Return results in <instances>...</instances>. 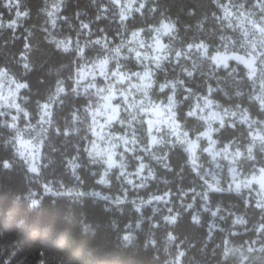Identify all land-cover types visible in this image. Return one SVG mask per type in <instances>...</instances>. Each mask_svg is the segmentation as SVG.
<instances>
[{
    "label": "trees",
    "instance_id": "16d2710c",
    "mask_svg": "<svg viewBox=\"0 0 264 264\" xmlns=\"http://www.w3.org/2000/svg\"><path fill=\"white\" fill-rule=\"evenodd\" d=\"M19 6L22 11L29 12V16L21 18L15 31L12 28H5L0 33V66H11L12 71L17 74L15 77L29 84L28 89L20 90V102L31 120L34 122L38 119L39 106L55 93L58 81L63 82L66 89L65 93L61 94L64 103L53 105L52 123L48 124L43 134L38 175H32L24 161L17 156L9 130L0 120V162L19 160L24 164L23 168L15 167L12 171L0 166V218L7 214L14 202L21 206L13 211L22 212L24 207L30 204L31 192L35 191L41 205L46 206L56 201L61 219L72 228L74 238L72 246L53 252H48L41 246L35 253L36 264H158L154 258L160 257L162 251H143L146 237L135 229V222L140 214L134 211L132 202L153 195H162L165 192L168 193L165 204L172 209L171 213L166 207L162 208L160 203L155 208L159 210L155 215L153 204L143 205L142 213L145 218L152 216L153 220H159L161 215L180 212L184 220L180 239L187 238L194 249L203 247L205 241L209 249L215 248L217 244L223 246L225 240H230L234 244L247 242L248 245L256 240L254 247L257 249L264 245V233L257 232L259 224L264 223V212L256 207L257 202L253 196L247 195L245 191L235 190L210 192L208 200L195 195V188L201 182L202 168L211 165L207 152L201 150L204 140H201L198 151L201 168L193 170L185 147L178 143H163L153 146L151 153L146 152L144 147L148 140L146 133L142 131L140 139L144 147L136 151V154H140L142 160L152 169L154 178L150 177L143 187H130L113 172L109 176L110 186L98 183L103 163L97 160L93 162L86 149L91 134L84 103L86 100L94 102L97 98L86 96L85 92L77 94L71 91L75 88V74L80 62L76 49L72 48L67 54L60 53L54 44H49L45 39L47 32L44 29L47 24L44 23V15L39 12V9L44 7L43 0H20ZM153 6L157 7L155 13L149 15L146 8L141 17L139 13L133 11L132 17L121 22L118 8L110 3V0H96L95 4L92 0H67V5L62 7L59 14L67 17V21H58L59 26L54 33L57 36L77 37L84 41V45H89V41L102 37L107 38L110 45H115L133 30L148 31L151 26L163 20H171L176 22V36L179 37L165 38L170 46L171 57H174L176 51L188 53V44L201 41L208 44L212 52L217 49H239L231 42V38L236 34L224 23L222 8L218 6L217 0H155V4L148 5ZM189 9H192L193 15H188ZM0 13H2L0 17L4 16L6 19L13 17V14L1 5ZM97 16H100V19H97ZM82 22L88 24L89 28L82 29ZM29 32L32 33L31 36ZM222 37L225 39L222 40ZM25 43L30 47L37 46L33 52L27 53L29 61L35 66L32 72L21 76L22 64L16 65L14 61L23 60L20 54L26 52ZM225 44L227 48L224 47ZM96 51L95 45L85 47V57L93 56ZM192 65H196L194 75L187 78L181 71V66L191 69ZM177 77L185 79L187 81L185 88L191 87L196 93L190 100H185L188 96L185 88L178 87L176 90L177 100L183 101L179 104L178 116H182L180 122L191 136L203 130L204 122L198 117L187 116L189 106L194 96L208 94L209 85L216 89L210 98L219 106L235 108L234 105L239 104L242 109H248L252 118L259 121L264 119L258 101L249 98L256 95L257 86L248 77L246 67L240 62L232 59L228 68H215L210 60L201 57L197 52H191L189 56L164 61L163 70H157L155 75L158 83ZM235 91H241L243 96L233 95ZM150 94L154 99L165 100V96L158 90ZM73 113L79 116V120L72 119ZM232 122L236 124L235 128L226 127L219 133H214V137L220 145L237 141L244 149L250 140V127L235 118ZM57 129L62 131L58 132ZM63 131H67L68 134H62ZM259 149L260 145L253 150L254 160L241 157L239 165L243 171L250 172L256 167H264V153ZM50 154L62 161L59 167L44 168L47 163L46 157ZM153 155L166 159L157 160ZM69 161L80 166L76 169L80 180H76L72 175ZM129 161L130 168H134L136 165L134 159L131 157ZM165 164L169 167L165 168ZM41 173L45 174L42 181L38 179ZM43 183L64 192L60 196H53L51 192L43 191ZM219 186L228 188L223 177ZM89 190H99L112 197L126 196L127 200L123 205H116L113 203L114 200L87 195ZM82 193L84 195H81ZM180 199L183 202H180ZM189 203L192 205L191 208L187 207ZM213 212H216L215 216L212 215ZM194 214L200 216L199 226L191 222ZM238 217H243L247 223L234 224L233 221ZM128 225L131 227H127ZM143 227L147 230V219ZM128 232H133L137 236V241L126 249L121 244V237ZM36 242L39 243L38 240ZM183 247L181 245V249ZM259 254L264 256V252Z\"/></svg>",
    "mask_w": 264,
    "mask_h": 264
},
{
    "label": "snow or ice",
    "instance_id": "6c2138e0",
    "mask_svg": "<svg viewBox=\"0 0 264 264\" xmlns=\"http://www.w3.org/2000/svg\"><path fill=\"white\" fill-rule=\"evenodd\" d=\"M59 0H57V3ZM218 6L223 9L225 17H231L238 13V18L241 20V24L244 21H247L248 24L251 25L253 30V36L258 35L260 37L259 46L256 43L249 42L251 44V51L247 53V58L242 57L240 55H225L217 51L215 54H212V50L209 45L204 43L203 41L199 43H191L187 45L189 50L188 53L184 51H176L174 53V57L169 56V45L161 42V35L171 36V34L175 30V25L171 22H161L160 26L153 29L156 33L154 37L153 43L151 45H147L148 49H151V54L146 51H140V49H145V43L140 39V32H132V39L127 41H122L120 44L115 47H110V42L107 38L102 37L96 39L95 41H89V45L98 46V59L93 61V64L88 67V71L84 69H78V79L76 83L79 85L82 80H84L88 75L93 77V81L86 85L85 95L89 97H96L95 102L92 100H86L85 103V113L86 115H91L92 117V125H89V130L94 133V135L103 139L104 137L101 135L104 128L110 127L114 123H119L124 125L125 127L121 128L120 131L122 135L119 137H114V134H109L110 137L118 140L123 143L125 149L130 152H134L135 148L130 147L129 145H138L141 143V132H145L149 137L147 144H145L144 150L146 152H152V146L160 145L165 143L164 136L171 135L176 137L175 143L180 145H186L184 149L189 153L191 162L194 166H196L197 155L196 151L200 148V140L206 139L208 141V146L202 148L203 152H208L212 155L213 159L217 156L223 155L225 159L228 158L231 149V141L228 144L224 145L220 148L219 151L216 150L217 140L213 138V133H219L222 129L226 127L235 128L236 124L234 122H227L224 117L231 116L236 117L239 113V122L240 123H249V115L248 109L241 108L239 104H235V108L237 111H230L229 109H224L223 114L217 112L213 109L215 101L211 99V95L216 91L210 85L207 86V95L199 96L197 102L194 105H190V110L187 112L188 117H197L198 112L203 113L205 109L211 110L208 115L200 116L199 119L204 122L206 125V129L204 131H197L196 139H191L189 136V132L183 131V126L180 123V119L182 116H178V107L179 104L183 103V101L177 100V88H185L186 80L180 79L179 77L175 79H165L163 83H158L155 79L156 71L163 70V62L169 60L170 58H180L182 56H189L191 50L195 49L197 53L212 62V65L215 68H228L229 60L234 59L239 61L241 64H244L247 69V75L250 79L257 76V72L260 73V83L261 90L260 93L254 96L249 97L251 100L258 101L259 108L262 113H264V67H257V62L259 65H264V51H257L258 47L264 48V0H257V3L260 5V16L258 19H254L251 16V13L248 9L245 8L244 3H236L235 0H229L228 4L220 3V0H217ZM112 4L115 6H120L124 8L125 5H135L136 0H112ZM20 5V0H8V7H16L18 8ZM231 5V7L229 6ZM56 8V4L52 5V9L49 10V13L54 18V10ZM232 8H235L236 12L232 11ZM254 9V7H253ZM243 10V11H242ZM24 12L17 11V17L23 15ZM99 18V17H97ZM127 20V11L121 12V21ZM82 29H88L89 25L86 23H81ZM142 31V30H141ZM245 36L248 35V32L245 31ZM222 40L225 38H221ZM84 46H76V54L80 57L85 56V47ZM136 45V46H134ZM58 46L71 47L73 48V43L70 41H65L63 45L58 44ZM227 48V44L224 45ZM126 49L127 53H132L135 56V59L138 63L143 64V71H132L130 68H127L125 64L121 63L120 56L123 55V51ZM111 61H115V63H111ZM146 61H150L152 66H149ZM196 65H192V68H187L181 66V71L184 73L185 77L191 78L194 75V70ZM96 69H99L97 72ZM2 75V73H0ZM99 75L103 77L102 86H98V83L95 80V77ZM27 85L25 83L16 82L15 88L10 91V96L15 97L19 94L20 89L26 88ZM92 90V91H88ZM155 90H158L160 94L165 96L166 103L161 101L157 103L156 100L152 98L150 93H154ZM66 89L63 82L58 81L55 93L49 96L48 102L41 104V116L40 120L44 123H52L53 117V105L56 103H64L61 99V94L65 93ZM72 92L77 93V89H71ZM185 91L188 93V96L185 97V100H190L194 93L193 88L187 87ZM233 95L240 97L243 96L241 91H235ZM139 97V98H138ZM0 99L8 100V97H0ZM202 102V103H201ZM10 106L14 107L18 110V113L23 114L24 117L28 116L29 113L22 107L19 103L10 102ZM126 113L127 115H123ZM151 114L153 118L148 119L147 121L141 120L140 123L143 125L147 124V128H137L136 123L138 121V116ZM4 113L0 112V116H3ZM98 116H102L105 118L104 124H99L97 120ZM18 116H12L11 122L3 121L4 126L13 129L16 132V136L13 137V140H17L22 145H30V141H25L22 139V134L20 130L17 128V119ZM73 120H79V116L76 113L72 115ZM213 122H218V127H213ZM252 123H255L254 121ZM259 123L264 125V119L260 120ZM95 125V127L93 126ZM160 125H164L168 129H170V133H165L164 129L160 127ZM31 126V125H30ZM99 127L100 131H96V128ZM251 128V123L249 124ZM74 130V129H73ZM58 132H61V129H57ZM160 134L159 138L157 135H154L153 132ZM264 128H261L259 132H256L252 135L251 142L249 143L246 152L247 159L254 160L255 156L253 155V149L256 147L257 143L260 145V152L264 153ZM62 134L67 135V131H63ZM168 143H173L172 141H167ZM11 143V141H8ZM96 145L93 143V149H95ZM112 147L115 148L116 144L113 143ZM19 151V150H18ZM23 154V152H21ZM89 155H92V151H89ZM99 155V153H97ZM233 160L236 158H240L245 156L244 152H241L237 149L235 152L231 153ZM154 159L162 160L166 159V157H156L153 155ZM142 159V158H140ZM95 162V160H93ZM108 167L111 169L115 165V161L112 159L111 153L108 158ZM0 166L6 167V162H0ZM121 168H124L123 164H120ZM165 168L169 166L167 164L164 165ZM146 165L144 163H140L137 168V175H140L144 172ZM32 171H38L35 168L34 164L31 166ZM259 177H253V179H258L261 189H264V167L259 169ZM107 173H105V176ZM121 176H124L125 173L121 172ZM148 176L154 178V173L149 169ZM202 180L203 177H200ZM104 182V179L101 180ZM128 183H132L131 180ZM207 185L205 192L203 193V198L205 200L209 199L210 192H224V191H233L240 189L241 185L236 183L235 189H233L230 184L228 188H223L218 186L215 183H209L207 180L204 181ZM144 184L141 183L139 187H143ZM251 181L244 184V187L250 188ZM46 191H51L45 186ZM168 196V193L165 192L163 196H154L153 200H163ZM33 203L36 204L38 201L33 200ZM256 207L264 212V202L257 201ZM219 211V209H217ZM196 219V218H194ZM236 222H243L240 217L236 219ZM261 233H264V223H260L257 228Z\"/></svg>",
    "mask_w": 264,
    "mask_h": 264
},
{
    "label": "clouds",
    "instance_id": "9594fccd",
    "mask_svg": "<svg viewBox=\"0 0 264 264\" xmlns=\"http://www.w3.org/2000/svg\"><path fill=\"white\" fill-rule=\"evenodd\" d=\"M93 4L96 3V0H92ZM56 4L54 10V18L50 15L49 10L52 9V5ZM112 3V0H110ZM138 3V6H136ZM152 3L155 4V0H136L135 5H125L124 8L116 6L119 9L118 15L121 21V12L127 11V19L133 16V11L139 13L141 17L144 15L146 8L149 15L157 11V7H148ZM44 7L39 9L40 14H43L45 17L44 23L50 24L52 29L58 28V21H67V17L59 15L61 13L62 7L67 5V0H43ZM5 6L8 7V0H5ZM255 11L249 10L252 17H256L257 13H260V5L257 3V0H253L252 9ZM103 14V13H101ZM114 16L116 13L113 14ZM188 15H193L192 9H189ZM29 12L25 11L20 17L27 18ZM260 16V15H259ZM99 17V18H97ZM97 19H100V16H97ZM239 19V18H237ZM122 22V21H121ZM175 25V30L171 34L175 39H179L176 36L177 26L175 21H169ZM17 22L13 20L7 24L0 23V28H12L15 31ZM69 27L71 23L69 22ZM44 31L47 32L45 39L49 44H54L55 48L59 50L60 53H70L72 51L71 47L58 46V44L63 45L65 41H73L67 37L63 39H57L53 33L45 28ZM32 33L29 32V36ZM79 46V45H77ZM34 48L37 46L30 47L29 44H24V49L26 52H22L20 55L23 57V60H16L14 63L16 65L22 64L21 76H26L28 73L33 71L34 63L29 61L27 53L33 52ZM0 87L5 90L11 88L15 85L17 79L14 78L17 74L12 71L11 66L3 67L0 66ZM26 88H29V84ZM21 160L24 161V164H27L28 171L31 173H39L40 170L34 163H28L30 160L29 156H26L24 153L19 152ZM39 157H37L38 159ZM47 163L44 165L45 169H48L51 166L53 169L59 167L62 161H59L55 156L48 155L46 157ZM7 166L3 169L9 171L14 170L15 167L23 168L24 164H21L19 160H14L9 162L4 160ZM35 166L38 171H32L31 166ZM71 164V172L76 180H80V176L76 173V169L80 167L78 164ZM45 178V174L41 173L38 176V179L42 181ZM104 179V182L101 180ZM100 184L105 186H110V181L102 177L99 181ZM63 185H61V188ZM53 196H60L63 193L60 191H54L51 187ZM240 189L236 190L239 192ZM81 195H84L83 193ZM87 195L100 196L99 192H89ZM101 199L110 200L109 196H102ZM30 204L24 207L22 212L16 213L13 211L18 205L14 202L12 208L3 214L0 218V264H36L37 257L35 255L39 247L43 246L46 251L53 252L62 248H70L74 242L72 236V228L65 224L60 217L59 206L56 201H52L51 204L41 205V200L34 199L29 196ZM33 200L38 201L34 204ZM127 200V197L118 198L113 201L116 205H123ZM151 200H140L139 202L133 201V209L136 213L140 214L139 219L135 222V229L143 233L146 237V240L143 244V251H162L160 257H155L154 259L158 264H264V256H261L259 253L264 252V245H261L259 249L255 248L256 240L252 241L251 245H248L247 242L244 244H234L230 240H225L223 246L217 244L215 248L209 249L208 244L205 241L203 247L193 248V245L188 241L187 238L180 239L182 235V225L184 220L180 212H176L171 215H161L159 220H153L152 216L145 218L141 209L143 205L151 204ZM191 208L192 205L187 206ZM187 209H185L186 211ZM123 211V209H121ZM158 209H153V215L158 212ZM168 212L171 213L172 209L169 208ZM213 216L216 215V212L212 213ZM196 218V219H194ZM243 222L238 223L236 220L233 221L236 225H244L247 223L243 217H240ZM147 219V230L143 227L145 220ZM192 224L199 226L201 223L199 215H192L191 217ZM127 227H131L128 225ZM257 232L260 231L257 229ZM211 234H209L210 237ZM39 241L37 243L36 241ZM137 241V236L133 232H128L121 237V244L124 248L128 249ZM183 245V249H181ZM151 246V248L149 247ZM166 254V258H164Z\"/></svg>",
    "mask_w": 264,
    "mask_h": 264
},
{
    "label": "rangeland",
    "instance_id": "374dc122",
    "mask_svg": "<svg viewBox=\"0 0 264 264\" xmlns=\"http://www.w3.org/2000/svg\"><path fill=\"white\" fill-rule=\"evenodd\" d=\"M235 2L236 3H244L246 9L255 11V9H252L253 0H235ZM228 3H229V0H222V4H228ZM0 5L4 6L8 12H11L13 14V17L11 19H6L4 16L0 17V23L7 24L13 20H16L17 24H19L22 17H17L16 13H17V11L24 12L20 9V6L18 8L6 7L5 6V0H0ZM136 6H138V3ZM229 6L231 7V5H229ZM232 11L235 13L236 12L235 8H232ZM118 12H119V9H118ZM1 15H2V13H0V16ZM238 15L239 14L236 13L235 15H233L231 17H225L223 9H222V19H223L224 23L227 24L230 28H232V30L236 34L235 37L231 38V42H234L238 46L239 49L238 50L217 49V50L213 51L212 54H215L217 51H219L221 53H224L225 55H229V56L240 55L242 57L247 58V53L252 50L251 44L249 42L251 41L252 43H256L259 46L260 37L258 35H256L254 37L251 25L248 24L247 21H244V23L241 24V20L237 19ZM259 15H260V13H257L256 17H253V18L258 19ZM168 21H170V20H163V22H168ZM160 23L155 25V26H151L148 31H143L142 29L133 30L125 38H123L118 44H120L122 41L131 40L132 39V32L139 31L140 32V39L143 40V42L145 43V46H146L145 49H140V51L143 52V51L147 50L149 52V54H151V49H148L147 45H151L153 43L154 37L156 36V33L153 31V29L159 27ZM45 28L49 29L53 33V35H55V33H54L55 29H52L50 24H47L45 26ZM4 29L5 28H0V33ZM245 31L248 32L247 36L244 35ZM55 36L57 37V39H63L65 37L71 39L73 41V48L74 49H76L77 45L84 46V43H83L84 41L82 42L77 37L75 38V37H71L68 35H63V36L55 35ZM168 37L169 36L161 35V37H160L161 42L168 44L166 42V39H165ZM196 43H199V42H196ZM118 44L110 45V47H115ZM134 46H136V45H134ZM95 49L97 50L96 54L94 53V55L91 57H85V56L80 57L78 55L80 62H79V65L76 69V74H75V89H77V92H85L86 85L93 81V77L91 75H88L84 80H82L80 82L79 85L76 83V80L78 79V69H84L85 71H88V67H86V65L91 66L93 64V61L98 59V51H99L98 46H95ZM122 51L124 54L120 56L121 63L125 64L126 67L130 68L132 71H143L144 65L140 64L136 61L134 54L127 53L126 49H124ZM257 51L258 52L264 51V48L258 47ZM191 52H197V51L195 49H193V50H191ZM169 56L171 57L170 51H169ZM230 60H232V59H230ZM235 61H237V60H235ZM237 62H239V61H237ZM111 63H115V61H111ZM146 63H148L149 66H152L150 61H146ZM257 67L258 68L264 67V65H259V63L257 62ZM246 70L248 72L247 67H246ZM96 71L98 72L99 69H96ZM14 78H16V77H14ZM16 79H17V82H19V83H25L24 81H21L18 78H16ZM95 80L98 83V86H102L103 77L97 75L95 77ZM252 80L257 86V93H256V95H257L260 93V90H261L259 71L257 72V76L252 78ZM14 88H15V85L11 86V88H9L7 90L0 87V97H8V100L0 99V112L4 113L3 116H0V120L2 123H3V121L11 122L12 116H18L19 117L17 119L16 123H17V128L20 130V133L22 134V139L25 141H30L31 143H30V145H22L17 140H13V137L16 136V132L13 129L7 127L9 130L8 133L10 136V140L12 141L13 146H14L15 153L17 154L18 157H20L19 152H23L26 156H29L30 160L28 161V163H34L38 167V169L40 170V145H41V141L43 138L44 131L46 130L49 123H44L43 121L40 120L41 110L39 111L38 119L33 122L29 115L24 117L23 114L18 113V110L16 108L11 107L10 102L19 103L22 106V104L20 102V90L21 89L19 90V94L17 96H15L14 98L10 96V91ZM88 91H92V90H88ZM198 98H199V96H194L191 105H194L197 102ZM154 100H156L157 103H160L161 101H164L166 103V100H161V99H159V100L154 99ZM45 102H48V101H45ZM45 102H42L41 104H43ZM213 109L217 112H220L221 114H223L224 109H229L230 111H237L236 108L222 107L216 103L214 104ZM210 111L211 110H209V109H205V111L203 113L198 112L197 117L199 118L200 116H206L209 114ZM247 114L249 115V113H247ZM123 115L126 116L127 114L124 113ZM150 118H153L151 116V114H148V115L142 114L141 116H138V121L136 123V127L137 128L142 127L144 129H146L147 124L144 123L142 125L140 123V121L141 120L147 121ZM234 118L239 120V113L236 117H231V116H225L224 117V119L229 123H232ZM249 118H250L249 123H246V124L249 126V124L251 123L250 140L248 143H246L244 149H242L239 146L237 141H231L230 154H229L227 159H225L223 155L217 156V157H215V159H213L212 155L207 152L209 159H210V162H211V165L202 168V172H200V175H201L200 177H203L204 179L202 180L200 178L201 182H199L195 188V195L197 194L201 199H204L203 193L205 192V190L207 188V185L204 183V181L207 180L209 183H215L219 186L220 181H221V177H223V179H225L227 182V187L231 184L233 189H235L236 183H239L241 185L240 191H245L247 195L253 196L254 199L256 200V202L257 201L264 202V189H261V186H260L258 179H253V177H257V178L259 177V175H260L259 169L262 167H256L250 172H245L240 168V165H239L241 157L236 158L234 161L233 157L231 155L232 152H235L237 149H239L241 152L245 153L244 157H247L246 149H247L249 143L251 142L252 135H254L256 132H259L261 128H264V125H261L259 123V120L252 118L250 115H249ZM97 120L99 121V124L103 125L105 118L102 116H98ZM253 121L255 123H252ZM92 123H93L92 117H91V115H88V124L92 125ZM93 126L95 127V125H93ZM123 127H125V126L121 125L119 123H114L110 127L104 128L103 132H101V135L104 137L103 139L94 135V133L89 130L91 135H90L86 149H87L88 154H89L90 150L92 151V155H89V156L91 158H93V160H97V161H100L101 163H103V167H102V171H101L99 180L102 177L109 180L110 179L109 176L111 175V173L114 172L120 180L124 181L130 187H135V186H139L141 183L145 184L147 182V180L150 178V176H148V171H149V169L152 171V169L147 165L146 162H144L142 159H140V158H142L140 154H136V151H139L142 147H144V146H142L141 143L138 145H129L130 147L135 148L134 152H130V151H127L125 149V146L123 145V143H121L118 140L114 139L113 137L109 136V134L111 133V134H114V137H119L120 135H122L120 129ZM160 127L164 129L165 133H170V129H168L164 125H160ZM213 127H218V122H213ZM205 129H206V125H204V128L202 131H204ZM96 131H100V128L97 127ZM183 131H187V130L183 127ZM153 134L157 135V137L159 138L160 134L155 133V131L153 132ZM261 134H264V133H261ZM189 136L191 139H196L197 134H195L194 136H191L189 134ZM213 138L216 139L214 137V133H213ZM148 139H149V137L147 136V140ZM164 139H165V143H168L167 141H172L173 143L176 141V137L171 136L170 134L165 135ZM201 140H204L203 148L207 147L208 141L206 139H201ZM201 140H200V142H201ZM93 143H95V145H96L95 149H93ZM113 143L116 144L115 148L112 147ZM228 143L229 142H226L223 145H220L217 141L216 150L219 151L220 148H222L224 145H226ZM183 146L186 148V145H183ZM258 146H259V143H257L256 147H258ZM198 151H199V148L196 151L197 161H196L195 170H200V168H201V164H200L199 159H198L199 158ZM97 153H99V155H97ZM110 153L112 155V159L116 162L115 165L111 169H109L108 163H107ZM187 154H188L189 163L194 170V166L191 162L190 155L188 152H187ZM37 157H39V158L37 159ZM131 157L136 162V165L134 168H130L131 163L129 160L131 159ZM140 163H144L146 165V168L142 174L137 175L136 174L137 168H138ZM120 164H123L124 168H121ZM121 172H124L125 175L121 176L120 175ZM39 173H31V174L32 175H38ZM105 173H107L106 176H105ZM129 180H131L132 183H128ZM249 181H251L252 186L250 188L244 187V184L249 182ZM46 185H47V187H51L49 184L43 183V191L44 192H46L45 191ZM52 189L54 191L58 190L61 193L64 192V190H60L58 188H52ZM89 192H99L100 196H98V197L109 196V197H111L110 200H115V198H123L124 197V196H117V195L112 197L111 195L103 193L102 191H99V190H89L88 193ZM35 193H36L35 191H32L31 197L34 199H37V197L35 196ZM163 195L164 194L153 195V196H150L144 200H151L152 201L151 204H153V208H156L158 203H160V206H162V208H165L166 207L165 202L167 201L168 196L165 197V199H163V200H153L152 199V197H154V196H163ZM139 201H136V202H139ZM180 202H183V200L180 199ZM189 204H191V203H189ZM166 208L168 210L170 207H166Z\"/></svg>",
    "mask_w": 264,
    "mask_h": 264
}]
</instances>
